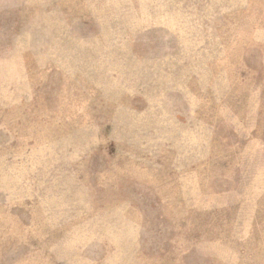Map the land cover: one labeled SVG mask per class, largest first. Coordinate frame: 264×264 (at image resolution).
I'll return each mask as SVG.
<instances>
[{
	"label": "rangeland",
	"instance_id": "obj_1",
	"mask_svg": "<svg viewBox=\"0 0 264 264\" xmlns=\"http://www.w3.org/2000/svg\"><path fill=\"white\" fill-rule=\"evenodd\" d=\"M0 264H264V0H0Z\"/></svg>",
	"mask_w": 264,
	"mask_h": 264
}]
</instances>
